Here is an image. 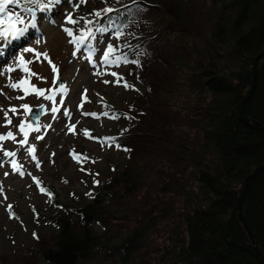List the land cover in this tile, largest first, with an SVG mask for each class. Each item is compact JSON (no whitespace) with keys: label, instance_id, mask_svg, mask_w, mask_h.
Instances as JSON below:
<instances>
[{"label":"trees","instance_id":"16d2710c","mask_svg":"<svg viewBox=\"0 0 264 264\" xmlns=\"http://www.w3.org/2000/svg\"><path fill=\"white\" fill-rule=\"evenodd\" d=\"M87 1L95 12L121 10L89 27L128 25L113 56L140 61L120 65L128 67L122 86L136 89L126 106L106 109L123 124L111 137L123 158L104 166L103 184L79 205L45 188L57 209L38 239L32 233L0 264H264V169L242 201L251 237L237 216L245 177L264 163V134L237 116L264 50V0ZM241 113L264 126V57Z\"/></svg>","mask_w":264,"mask_h":264},{"label":"rangeland","instance_id":"374dc122","mask_svg":"<svg viewBox=\"0 0 264 264\" xmlns=\"http://www.w3.org/2000/svg\"><path fill=\"white\" fill-rule=\"evenodd\" d=\"M76 4L61 1L55 8L46 11L35 9L31 14L22 11V6L9 5L7 9L19 14L26 23L31 22L34 14L37 27L30 28L26 39L14 42L7 49V55L0 60V72L5 71L8 66L15 67L12 59L14 54H23L26 60H35L32 54L23 53V48L31 47L39 53L47 54V58L41 56L38 62L27 66L30 72L38 76H26L21 70H17L8 74L14 77L11 82L27 78L30 85L44 89L45 95H49L51 93L47 90L57 87L52 84L57 75L58 83H63L67 93L63 94V104L59 103L61 93H57L56 107L60 110L56 113L57 119L53 120L51 101L44 100L43 97L37 98L35 93H31L24 100H17L15 97L23 95V92L6 87L8 76H0V108H19L24 103L29 104L33 110L41 105L44 107V113L38 121L41 131L30 132L29 145L20 148L10 140L0 145L3 150L17 153L15 159L24 173L23 176L13 173L8 163L10 158L3 157L0 150V163L4 164V167H0V255L6 257L22 253L32 241V233H40L44 229L43 222L57 209L51 205L47 191L42 193L41 188H52L58 202L64 205H79L86 201L97 186L103 184L108 175L104 166L108 163L116 165L123 158L108 142L116 132L123 129V124L113 120L106 109L113 105L122 109L130 99L132 89H125L120 81L117 83V78L126 74L128 67L103 63V52L108 44L115 46L116 43L110 33H95L92 42L85 41L84 45L79 46V50L74 42L70 43L72 38L67 36L64 29L74 27L73 35L79 37L84 32L83 21L96 22L97 18L92 14L100 9L92 5V1ZM68 17L76 19L78 24H68ZM141 18L150 20L152 16L143 13ZM89 45L91 61L87 58ZM49 60L56 66L58 73H53ZM112 72L117 73V77L111 76ZM65 110L70 114L68 117L63 115ZM9 115L13 123L4 127V114L0 111V134L11 131L17 140L23 139L18 132L22 114ZM73 124L75 131L70 133L68 127ZM37 135L44 139L36 140ZM30 145L36 148L35 160L26 151ZM73 154L79 157V163L73 159ZM37 163L39 168L36 167ZM5 172L9 174L5 176ZM34 177L40 182L39 187L33 182ZM94 181H98V185L94 186Z\"/></svg>","mask_w":264,"mask_h":264},{"label":"snow or ice","instance_id":"6c2138e0","mask_svg":"<svg viewBox=\"0 0 264 264\" xmlns=\"http://www.w3.org/2000/svg\"><path fill=\"white\" fill-rule=\"evenodd\" d=\"M25 4H30L33 7L39 9L40 11H46L50 10L53 6L58 5L61 0H46V2H41V0H23ZM87 0H80L81 4L86 3ZM137 0H133V3H136ZM116 3L122 4L124 3V0H116ZM9 5H16L17 7L21 6V0H0V60H3V58L7 55V49L14 43V42H19L21 40H24L27 38V34L29 32V29L36 28V17L34 14L31 16V22L26 23L25 20L17 13H13L8 11V6ZM125 8L131 7L130 5H124ZM22 11L27 12V13H32V7H23ZM120 9L108 6L103 8L101 11L94 12L92 15H94L97 19L101 18L102 16L108 17L111 19L110 14H120ZM68 24L70 25H77L78 21L72 17H68L67 21ZM93 24V21L91 20H84L83 21V27L86 30L85 32H81L79 37H75L73 35V31L65 28L64 31L66 32L68 37H71L72 40H70V43H75L77 45V50H79L80 45H84L85 41L89 38H93L95 36V33L97 32H105L108 30H114L115 34V39L120 40L121 37L125 35L124 33V28L128 27V25H122V26H115L114 24H109L106 25L105 27H99L96 26L95 28L89 27V25ZM127 45H125L126 47ZM89 55L88 59L91 61V46L89 45ZM116 47L113 44H108L107 49L103 52L102 56V61L105 65H116L119 66L121 64H135L139 65L140 61L139 60H129L126 55H121V56H113V54L116 52ZM23 53L27 54H32L35 57V60H26L25 56L23 54H14L12 57L13 62L15 67L13 66H8L5 71L0 72V76H8L9 73H13L17 70H21L26 76H38V74L34 72H30L29 68L27 66L38 62L40 60V57L43 56L47 58L46 53H39L35 51L31 47H25L23 48ZM75 55V52L73 53ZM111 58V59H110ZM49 64L52 66V71L53 73H58V69L52 62L49 60ZM24 66V67H21ZM111 76L117 77V73L112 72L110 73ZM14 79V77L8 76V83H6V87H9L11 90L14 91H22L23 95H17L15 99L17 100H24L27 96H29L31 93H35L37 98L43 97L44 100L51 101L53 104V107L51 108V113H52V119L55 120L57 119L56 113L60 110L58 107H56V95L57 93H61L60 96V104L64 103L63 99V94L67 93V89L63 85V83H60L58 87L48 89L47 91L51 94L45 95V90L44 89H38L34 85H30V81L27 78H22L18 82H11ZM58 76H55L52 80V84L56 85L57 83ZM120 80H123V77L117 78V83H119ZM104 83H108V81H104ZM30 85V86H28ZM123 87L125 89H132L136 90L131 84L125 82L123 84ZM87 91V90H85ZM83 99V98H82ZM83 105H81L82 107ZM41 108L43 106L41 105ZM0 111H3L4 114V120L5 124L2 125L4 127H7L9 125H12L13 121L9 115V113L12 114V116H18L21 115L23 116V119H21L20 124L18 125V132L23 136V139L17 140V137L13 134V132L8 131L6 134H0V145L3 144L5 141H12L16 143L20 148H24L26 145H29V134L30 132H36L39 133L41 131V126L39 125V115H34L33 116V123H28L29 116L33 114V109L29 106V104L24 103L20 105L19 108L12 106L7 109L0 108ZM85 115H88L89 113H84ZM63 115L65 117H68L70 114L67 110L63 112ZM91 115L95 116V113H92ZM107 115V114H105ZM113 119H117L118 117L113 116ZM126 119H130L129 117H125ZM47 127H50L48 125ZM68 131L70 133H73L75 131V124L71 125L68 127ZM87 135V132L85 133ZM36 140H43L44 137L37 135L35 137ZM110 146L112 143H115V141H108ZM117 147H120L118 144L116 145ZM3 152V157L5 158H10L8 163H10L11 170L13 173H19L21 176L24 175V173L21 171V166L17 163V160L15 157L17 156V153L15 151H8V150H3L0 148ZM125 151H130V149L125 148ZM27 153L32 157L33 160H35V152L36 148L34 145H30L26 149ZM73 159H75L79 163V157H77L75 154H73ZM0 167H4L3 163H0ZM36 167L39 168L40 165L39 163L36 164ZM84 169L82 168L81 171ZM9 173L5 172V176H7ZM33 182L37 184L39 187V181L36 180V178H33ZM94 186L98 185V181H94ZM40 191L42 193H45L46 190L41 188ZM50 196V194H49ZM11 209V206H9V211ZM10 218H11V211H10ZM34 237L38 239V236L34 233Z\"/></svg>","mask_w":264,"mask_h":264},{"label":"water","instance_id":"95a60500","mask_svg":"<svg viewBox=\"0 0 264 264\" xmlns=\"http://www.w3.org/2000/svg\"><path fill=\"white\" fill-rule=\"evenodd\" d=\"M32 11H33V8H32ZM264 57V50L260 51L253 59L252 61V66H251V81H250V85H249V89H248V92L247 94L245 95V97L239 102L238 106H237V116H238V119L244 124L246 125L248 128H251V129H255V130H258L260 131L261 133L264 134V126L262 125H255V124H251L249 122L248 119H246L245 117L242 116V113H241V109H242V106L249 100L251 94H252V91H253V88L255 86V82H256V79H257V63L258 61ZM56 85H59L58 83V79H57V83ZM44 113V107L41 108V106L37 107L35 110H33V114L29 116V119H28V123H33V116L34 115H39V117ZM1 161V160H0ZM264 169V163L260 164L259 166L255 167L244 179V183H243V186L240 190V193H239V196L237 197V216H238V220L240 222V224L242 225L243 229L245 230L246 234L248 235V237H251V231L249 230V228L247 227V225L245 224V221L243 219V215H242V201H243V198H244V194L246 192V189L249 185V182L252 180V178L258 174L260 171H262ZM252 246H253V249L254 251L257 253L256 251V243L254 240H252ZM258 257L264 261V257L261 256L260 254H258Z\"/></svg>","mask_w":264,"mask_h":264},{"label":"bare ground","instance_id":"6f19581e","mask_svg":"<svg viewBox=\"0 0 264 264\" xmlns=\"http://www.w3.org/2000/svg\"><path fill=\"white\" fill-rule=\"evenodd\" d=\"M243 207V206H242ZM262 253V252H261Z\"/></svg>","mask_w":264,"mask_h":264}]
</instances>
